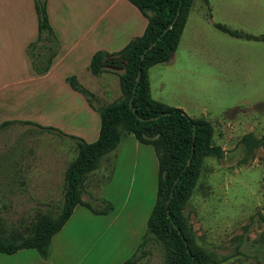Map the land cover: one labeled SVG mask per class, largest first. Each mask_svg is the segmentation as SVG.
Returning <instances> with one entry per match:
<instances>
[{
    "label": "rangeland",
    "instance_id": "1",
    "mask_svg": "<svg viewBox=\"0 0 264 264\" xmlns=\"http://www.w3.org/2000/svg\"><path fill=\"white\" fill-rule=\"evenodd\" d=\"M85 2L93 4L92 13L86 12ZM85 2L63 0L66 8L57 1L51 5L55 35L63 49L75 50L72 64L56 72L75 76L94 95V105L105 107L122 98L123 70L108 67L93 76L87 68L88 54L102 49L108 39L111 44L125 37L111 34V16L126 15L132 21L136 17L117 0ZM214 24L260 37L264 0H193L172 58L149 70L151 97L190 118L207 120L213 129L212 145L223 150L221 158L203 159L183 210L196 243L214 260L212 264H264V148L240 143L246 134L256 139L264 135V42L230 37ZM81 32L85 38H80ZM92 33L96 38H90ZM36 34L29 0H0V46L14 59L24 60L25 55L31 71V59L50 54L48 43L36 42ZM32 42L35 45L27 49ZM50 90L51 96L37 98V103L46 99V105L36 111L35 120L65 135L20 124L0 132V223L7 233L18 230L26 236L39 215H58L64 173L77 155L75 142L67 135L88 143L98 136V113L90 111L81 94L72 95L60 82ZM157 172L153 148L132 135L123 136L80 190L83 202L92 207L109 203L112 211L102 216L76 206L52 237L48 258L22 250L1 255L0 264H123L145 237L146 253L137 264H163L165 248L147 235L146 228L156 200Z\"/></svg>",
    "mask_w": 264,
    "mask_h": 264
},
{
    "label": "trees",
    "instance_id": "2",
    "mask_svg": "<svg viewBox=\"0 0 264 264\" xmlns=\"http://www.w3.org/2000/svg\"><path fill=\"white\" fill-rule=\"evenodd\" d=\"M126 1L146 18L143 34L131 39L118 52H94L88 65L90 74L96 77L107 72L108 67L122 69L123 72L119 75L122 98L105 107H96L94 95L80 86L75 76L65 78L68 86L81 94L87 105L98 113L97 139L88 143L82 138L67 135L75 142L77 155L64 173L63 202L58 215H39L26 236L21 235L18 230L7 233L0 223V254L13 255L22 250H34L41 258L46 259L52 237L70 219L76 206H84L95 215H108L112 211L111 204L92 207L81 200L80 190L88 174L97 169L101 158L113 152L123 136L132 135L139 144L151 146L157 159L156 200L148 216L146 228L147 235L153 236L165 248L163 264L214 263L210 255L196 243L194 233L185 221L183 210L199 177L203 159L209 156L221 158L223 150L212 145L213 129L207 120L190 118L182 110L154 100L150 94L148 77L151 67L167 63L172 58L193 0ZM33 2L37 21L36 42H47L46 49L50 52L48 56L37 54L35 60L31 59L33 72L42 75L48 71L52 59L57 55L59 43L49 24L46 0ZM175 18L170 29L161 35ZM214 27L233 38L264 42V35L256 37L239 33L221 24H214ZM43 34L45 38H42ZM153 42L155 44L148 49ZM34 45L33 42L29 43L27 49ZM139 73L140 79L136 83ZM150 118L154 119L149 120ZM12 123L15 122L0 124V130ZM17 123L65 135L57 128L43 127L34 122ZM240 143L250 149L264 148V135L256 139L249 133L241 138ZM176 179L178 181L173 186ZM171 190L172 196L169 199ZM146 244L145 237L136 252L123 264L140 262L146 253Z\"/></svg>",
    "mask_w": 264,
    "mask_h": 264
},
{
    "label": "crops",
    "instance_id": "3",
    "mask_svg": "<svg viewBox=\"0 0 264 264\" xmlns=\"http://www.w3.org/2000/svg\"><path fill=\"white\" fill-rule=\"evenodd\" d=\"M55 1L59 2L60 6L63 7V3H62L63 0H46V10H47L49 24L51 27H52L51 5ZM80 1L83 3L87 0H80ZM117 1L125 5L126 7H128V9H130L131 11H133L136 19L134 21L129 20L126 15H123V16L120 15L119 19H116L115 16H111L112 17L111 25H110L111 34L120 32L122 34H125V37L123 38L121 36L122 38L120 39L119 42H116V43L111 42V44L109 43L110 41L109 39L104 41L101 46L102 49H98V50H102L108 53L118 52L131 39L141 36L147 24L146 18L143 17L139 13V11L133 5H131L128 1L126 0H117ZM29 2L34 11L33 0H29ZM85 3L87 4L86 12H88L89 14L92 13L94 11L93 4H89L88 2H85ZM63 8H66V7H63ZM30 15H29V18L31 17V20H32V16ZM34 15H35V11H34ZM35 19H36V15H35ZM95 22L93 23V25L91 26L89 30H92L94 28ZM84 32L86 33V31ZM36 33H37V21H36ZM88 33L90 34V32ZM36 37H37V34H36ZM80 38H85V34L83 32L80 33ZM90 38L94 39L96 37L92 33ZM58 43H59V49H58L57 55L52 59V62H51V65L48 71L42 75H37L33 71H31V68L28 65L27 58L25 55H24V60L20 61L18 57L14 59V57L11 56L10 54H5L3 45L0 46V124L4 122H15V123H12L2 128L0 132H3L4 130H8L9 128L13 126H18L19 123L17 122H20V121L21 122H34V123L39 122L41 123L39 125H42L43 122L35 120L36 111L38 109H41L40 108L41 106L46 105L45 103L46 99H44L43 103L42 102L37 103V98L43 97L46 95L51 96L50 94H52V91L50 90V88L56 82L58 83L60 82L64 90L66 91L69 90L71 91L70 93L72 95H76L77 92L73 91L69 86L68 88L66 85L67 83L65 82V78L67 76L56 72L57 68L70 66L72 64V61L74 59L73 52L75 50L73 48L63 49V46L61 45L59 40H58ZM21 48L24 51L23 46ZM98 50L89 52L88 57H87L89 61H90L92 54ZM149 70H148V77H149ZM149 87H150V83H149ZM88 108L90 109L92 113L95 112L89 106ZM31 118H34V119H31ZM44 127H48V126L44 125ZM1 255H4V254H0V256ZM6 256H9V255H6Z\"/></svg>",
    "mask_w": 264,
    "mask_h": 264
},
{
    "label": "water",
    "instance_id": "4",
    "mask_svg": "<svg viewBox=\"0 0 264 264\" xmlns=\"http://www.w3.org/2000/svg\"><path fill=\"white\" fill-rule=\"evenodd\" d=\"M175 20H176V18L173 20V22L162 32V34L161 35H163L164 33H166V31L167 30H169L170 29V27L173 25V23L175 22ZM155 44V42H153V43H151L149 46H148V49H150L153 45ZM141 58H143V55L141 56ZM139 79H140V73L138 74V76H137V79H136V83H138L139 82ZM129 106H131V101H129ZM154 118H150L149 120H153ZM141 120H144V119H141ZM194 133H193V138H194ZM188 163H189V161L187 162V165H188ZM177 181H178V179H176L175 181H174V183H173V186H175L176 185V183H177ZM171 196H172V190H171V192H170V194H169V199L171 198ZM192 260H193V258H192Z\"/></svg>",
    "mask_w": 264,
    "mask_h": 264
}]
</instances>
